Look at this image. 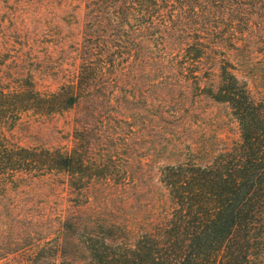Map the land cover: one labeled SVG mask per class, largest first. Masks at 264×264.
Masks as SVG:
<instances>
[{
  "label": "trees",
  "instance_id": "trees-1",
  "mask_svg": "<svg viewBox=\"0 0 264 264\" xmlns=\"http://www.w3.org/2000/svg\"><path fill=\"white\" fill-rule=\"evenodd\" d=\"M83 3L82 69L57 91L0 73V264H264V93L238 77L226 54L264 27V0ZM131 51L162 80L199 83L204 63L215 66L209 94L229 105L239 131L206 163L159 167L151 183L159 211L139 202L124 177L94 176L105 163L89 161L75 138L68 149L22 146L11 135L26 112L52 117L83 105L89 113L97 99L88 82L120 68ZM39 178L60 186L65 203L51 215L14 213L8 189Z\"/></svg>",
  "mask_w": 264,
  "mask_h": 264
},
{
  "label": "rangeland",
  "instance_id": "rangeland-1",
  "mask_svg": "<svg viewBox=\"0 0 264 264\" xmlns=\"http://www.w3.org/2000/svg\"><path fill=\"white\" fill-rule=\"evenodd\" d=\"M85 33L83 0H0V73L6 79L33 80L43 93L57 91L82 69ZM246 39L226 54L238 77L264 93V27ZM147 65L140 52H129L120 68L88 82L97 99L89 113H83V105L52 117L26 112L11 130L13 139L22 146L70 149L75 138L89 161L105 163L94 176L124 177L128 191H139V202L159 211L158 190L151 188L159 167L188 158L206 163L237 141L239 131L229 105L209 94L215 66L204 63L198 83L162 80L156 66ZM52 183L39 178L12 184L7 193L14 213L26 207L55 212L65 201L61 187Z\"/></svg>",
  "mask_w": 264,
  "mask_h": 264
}]
</instances>
